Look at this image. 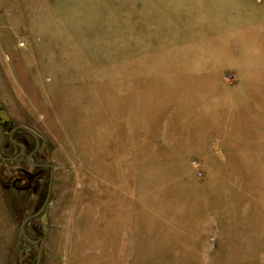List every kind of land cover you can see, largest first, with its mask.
<instances>
[{
	"label": "rangeland",
	"instance_id": "obj_1",
	"mask_svg": "<svg viewBox=\"0 0 264 264\" xmlns=\"http://www.w3.org/2000/svg\"><path fill=\"white\" fill-rule=\"evenodd\" d=\"M0 113L53 167L38 264H264V0H0ZM20 165L14 234L47 186L3 189Z\"/></svg>",
	"mask_w": 264,
	"mask_h": 264
},
{
	"label": "flooded vegetation",
	"instance_id": "obj_2",
	"mask_svg": "<svg viewBox=\"0 0 264 264\" xmlns=\"http://www.w3.org/2000/svg\"><path fill=\"white\" fill-rule=\"evenodd\" d=\"M40 151V140L34 133L31 132V130L22 126L13 125L6 116L1 115L0 113V163L22 164L19 168H16L18 176L13 177L11 179V183L9 184L2 181V188L6 190L14 189L16 192L32 191L35 193L37 192V178L43 174L45 175L46 170L48 171L46 175V193L43 195L40 208L37 212L28 217L36 215L43 207L44 212L49 204L51 196L53 167L50 164L38 161L37 156ZM33 169L37 171L36 174L33 173ZM36 218L30 219L29 222ZM33 241H39V239H34ZM36 246L38 247V244Z\"/></svg>",
	"mask_w": 264,
	"mask_h": 264
},
{
	"label": "crops",
	"instance_id": "obj_3",
	"mask_svg": "<svg viewBox=\"0 0 264 264\" xmlns=\"http://www.w3.org/2000/svg\"><path fill=\"white\" fill-rule=\"evenodd\" d=\"M6 211L7 210L5 209V206L3 207L2 205H0L1 220L4 222L7 221V224H8V225H5L6 231L8 230L7 233H5L8 236L6 239L7 243L9 244L8 247H10L11 244H14V246L16 247V246H18L17 237H18V230H19L20 226H17L18 228H16V229H18V230L16 231V234H14L15 233L14 230H15L16 225L13 222H9L7 220V216L3 214V212H6ZM0 232H2L1 228H0Z\"/></svg>",
	"mask_w": 264,
	"mask_h": 264
},
{
	"label": "water",
	"instance_id": "obj_4",
	"mask_svg": "<svg viewBox=\"0 0 264 264\" xmlns=\"http://www.w3.org/2000/svg\"><path fill=\"white\" fill-rule=\"evenodd\" d=\"M43 210H44V207L36 215L26 218L20 226L19 235H18V241H20V239L23 238L31 245H37L38 244V256H37V263L36 264H38L40 261L42 241H33V240L29 239L26 235L25 226L27 225V223L29 222L30 219L38 217L43 212Z\"/></svg>",
	"mask_w": 264,
	"mask_h": 264
},
{
	"label": "bare ground",
	"instance_id": "obj_5",
	"mask_svg": "<svg viewBox=\"0 0 264 264\" xmlns=\"http://www.w3.org/2000/svg\"><path fill=\"white\" fill-rule=\"evenodd\" d=\"M242 1H243V0H242ZM246 1L248 2V0H246ZM224 49H225L224 46H222V45H217V46H216V45H213V43H212V44H208V45H206L204 50H206V51H215V50L222 51V50H224ZM192 57H193V56H192ZM176 72H177V69H176V70H173V73H176ZM201 85H202V83H201ZM174 94H175V95H178V94H179V91L176 90ZM177 106H178L179 108H182V107H183L181 103L178 104Z\"/></svg>",
	"mask_w": 264,
	"mask_h": 264
}]
</instances>
